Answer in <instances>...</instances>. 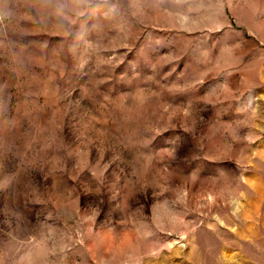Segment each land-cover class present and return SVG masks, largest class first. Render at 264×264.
Here are the masks:
<instances>
[{"label":"rangeland","instance_id":"1","mask_svg":"<svg viewBox=\"0 0 264 264\" xmlns=\"http://www.w3.org/2000/svg\"><path fill=\"white\" fill-rule=\"evenodd\" d=\"M0 264H264V0H0Z\"/></svg>","mask_w":264,"mask_h":264}]
</instances>
